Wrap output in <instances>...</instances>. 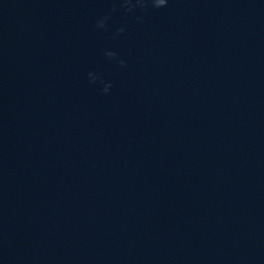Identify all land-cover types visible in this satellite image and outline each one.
<instances>
[{
	"label": "water",
	"instance_id": "obj_1",
	"mask_svg": "<svg viewBox=\"0 0 264 264\" xmlns=\"http://www.w3.org/2000/svg\"><path fill=\"white\" fill-rule=\"evenodd\" d=\"M0 264H264V0H0Z\"/></svg>",
	"mask_w": 264,
	"mask_h": 264
},
{
	"label": "clouds",
	"instance_id": "obj_2",
	"mask_svg": "<svg viewBox=\"0 0 264 264\" xmlns=\"http://www.w3.org/2000/svg\"><path fill=\"white\" fill-rule=\"evenodd\" d=\"M119 3H120V6L124 8V10L127 12H132L133 10L137 8L140 9V11L142 12H146L150 8L160 9V8L167 7L169 0H119ZM115 10L116 9L114 7L113 11ZM105 19H107V17ZM137 19L140 20L141 17L138 16ZM97 24H98V27H101V28L105 26L103 20L98 21ZM123 32H124L123 28H120L118 30V34L123 33ZM105 55L108 56L109 58L116 57V53L114 52H106ZM119 64L121 65V67H126V63L123 60H120ZM88 76H89L90 81L93 83L98 79V77L94 76L92 73H89ZM110 88H111L110 84L105 85L103 88V92L107 94Z\"/></svg>",
	"mask_w": 264,
	"mask_h": 264
}]
</instances>
